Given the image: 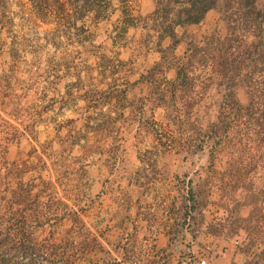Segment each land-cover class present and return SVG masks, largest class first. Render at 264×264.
Returning <instances> with one entry per match:
<instances>
[{
  "label": "rangeland",
  "instance_id": "rangeland-1",
  "mask_svg": "<svg viewBox=\"0 0 264 264\" xmlns=\"http://www.w3.org/2000/svg\"><path fill=\"white\" fill-rule=\"evenodd\" d=\"M238 14L209 11L201 24L181 33L182 90L170 117L179 128L174 135L163 120L151 129L165 152L145 155L149 163L192 160L184 175H173L175 207L182 209L176 236L184 244L174 255L157 251L155 229L138 230L137 236L122 230L117 216L102 212L101 195L93 199L75 187L85 179L87 150L54 143L55 124L66 125L69 113L58 109L53 91L43 90L42 69L27 72L29 55L9 59L11 47L43 45L42 24L29 23L35 16L29 0H0V240L9 245L2 264H200L213 249L192 251L189 244L208 228L232 226L239 228L236 245L253 238L264 246V37ZM47 15L53 19L47 25L58 23L55 11ZM60 41L66 52L80 47ZM84 59L75 54V61ZM89 137L93 151L100 143L96 134ZM116 137L112 142L121 140ZM173 142L189 149L166 151ZM120 154L107 157V164L118 166ZM80 183L86 189V180ZM88 203L94 208L75 212Z\"/></svg>",
  "mask_w": 264,
  "mask_h": 264
},
{
  "label": "crops",
  "instance_id": "crops-1",
  "mask_svg": "<svg viewBox=\"0 0 264 264\" xmlns=\"http://www.w3.org/2000/svg\"><path fill=\"white\" fill-rule=\"evenodd\" d=\"M160 7L157 0H69L65 22L50 26L35 16L28 18L32 25L37 21L42 24L37 26L43 45L11 47L9 59L15 63L21 53L29 55L30 59L24 61L27 72L33 67L42 69L43 90L53 91L50 96L60 103L58 109L69 113L66 125L55 124L54 143L67 145L70 150L83 146L91 159L87 158L83 166L85 179L81 176L75 187L93 199V195H101L105 199L102 212L117 216L122 230L134 231L137 236L138 230L155 229L152 241L157 251L175 255L178 246L184 244L176 236L181 227L177 216L182 209L175 207L173 175H184V168L192 160L172 159L166 164L154 160L152 164L145 159L153 152H165L163 143L151 131L153 125L162 126L166 120L174 135L179 128L170 117L175 114L172 102L181 97L179 66L185 55L184 42L174 45L162 31L161 14L154 13ZM182 29L175 27L176 38L181 37ZM63 37L70 45L78 44L79 49L64 51L60 45ZM168 50L171 54L167 59ZM75 54L85 59L75 61ZM49 71L52 77L45 73ZM48 96L43 92L44 100ZM166 101H171L169 107ZM93 133L100 145L91 151L93 146L87 143ZM115 134L120 141L112 142ZM181 147L189 149L183 142H173L166 145V151ZM120 153L123 157L118 166L107 164V157L115 159ZM150 166L155 170L146 169ZM85 180L86 189L84 185L82 189L79 185ZM94 204H80L75 212H88ZM232 228H220L218 232L208 228L196 244H189L190 249L212 248V254L206 256L207 264H264V246L253 238L236 245L239 228Z\"/></svg>",
  "mask_w": 264,
  "mask_h": 264
},
{
  "label": "trees",
  "instance_id": "trees-1",
  "mask_svg": "<svg viewBox=\"0 0 264 264\" xmlns=\"http://www.w3.org/2000/svg\"><path fill=\"white\" fill-rule=\"evenodd\" d=\"M69 0H29L30 10L42 23L53 21L48 13L55 11L58 21L65 22L66 3ZM85 2L88 0H84ZM96 1V0H95ZM161 5L154 13L161 14V29L176 45L182 38H176L175 27H182V37L195 25L199 24L209 11L226 15L237 10L240 19L251 21L261 37H264V2L261 0H157ZM238 14V15H239ZM9 253L8 243L0 240V264ZM17 253V252H16ZM16 264V262H13Z\"/></svg>",
  "mask_w": 264,
  "mask_h": 264
},
{
  "label": "built area",
  "instance_id": "built-area-1",
  "mask_svg": "<svg viewBox=\"0 0 264 264\" xmlns=\"http://www.w3.org/2000/svg\"><path fill=\"white\" fill-rule=\"evenodd\" d=\"M200 264H207L205 259L200 260Z\"/></svg>",
  "mask_w": 264,
  "mask_h": 264
}]
</instances>
